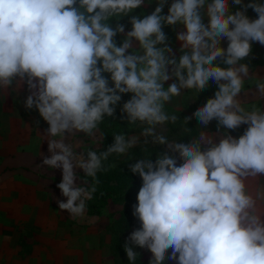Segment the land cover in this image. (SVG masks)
Here are the masks:
<instances>
[{
	"label": "clouds",
	"instance_id": "clouds-1",
	"mask_svg": "<svg viewBox=\"0 0 264 264\" xmlns=\"http://www.w3.org/2000/svg\"><path fill=\"white\" fill-rule=\"evenodd\" d=\"M166 4L157 0L150 14L132 15L125 32L110 19L145 0H0V91L26 85L24 106L48 124L40 134L50 155L41 152L37 167L62 170L57 187L67 199L57 203L72 219L85 216L109 156L127 155L141 141L166 146L155 161L148 156L129 165L142 179L133 206L140 227L124 245L129 264L139 255L136 247L152 254L149 264H264V192L254 196L248 189L250 179L264 176V106H243L249 94L264 101V77L244 63L253 43L264 46V3L172 0L165 15ZM232 5L239 10L233 13ZM249 8L258 18L248 17ZM173 25L184 29L176 36L178 58L163 31ZM210 81L217 85L214 96L184 119H197L198 137L169 140L164 126L178 117L165 105L183 90L207 89ZM246 82L253 87L246 90ZM124 94L131 97L122 117L140 122L142 131L114 135L106 151L76 150L69 138H95ZM213 120L217 133L205 131ZM243 125L242 135L230 134ZM76 169L94 183L81 180Z\"/></svg>",
	"mask_w": 264,
	"mask_h": 264
},
{
	"label": "crops",
	"instance_id": "crops-1",
	"mask_svg": "<svg viewBox=\"0 0 264 264\" xmlns=\"http://www.w3.org/2000/svg\"><path fill=\"white\" fill-rule=\"evenodd\" d=\"M171 2L172 0H167L162 14H167ZM248 2L249 0H244L245 4ZM260 2L264 3V0H260ZM156 6L157 0H150V2L149 0H145L144 7L147 9L148 14L154 11ZM239 8L240 6L232 5L231 11L234 13L239 10ZM246 14L251 19L258 18L257 14L251 8L247 10ZM205 22H207L206 17ZM183 30L182 25H173V51L176 53L177 58L182 53L179 51L180 42L176 39V36L178 32ZM163 31L165 32V26ZM221 46L226 48L227 41H222ZM248 58L262 62V65L256 68H250V73L264 77V46H261L259 43H253L252 53ZM172 82V80L166 82L165 88ZM250 87H253L251 83L246 82L245 89L247 90ZM205 90L209 92L210 98H212L215 91L218 89L217 85L210 81L209 87ZM184 92L185 90H183L182 95ZM182 95L173 97L172 101L167 105L172 106L174 104L175 108L182 110L186 117H188L194 110H191L190 107H183L181 104ZM253 103H257V106H264V101H260L258 97L254 98L250 94L243 99V106L246 108H251ZM190 121L194 124L198 132L202 130L196 118L193 117ZM47 126L48 125L44 124V128H39L37 130L36 137L38 145L35 146V148L34 146H29L30 150L27 151L22 148L21 141H18L17 138L11 140V143L9 141L7 142L6 138L0 140V264H38L37 258L40 260L39 263L47 264L46 256L40 254L38 256L37 254V249L39 248V245L36 244L37 239L45 242L47 241V243L50 244L49 246H45L48 252H51L52 248L61 247L57 244L54 247L51 243L55 241L57 243L62 242L60 239L64 237L65 229L57 226V223L53 220L51 221V223H54L53 226L45 227L40 218L41 209L47 212L55 210L54 207L51 206L52 203L50 204V200L59 197L56 195L57 192H59V188L57 187L59 183H57L56 179L57 174L60 173V169H51L47 168V166L37 167L38 164H42L41 152L45 156L50 155L48 153L47 141H43L41 138V134L48 128ZM243 126L247 127L246 125ZM215 127H217V122L213 120L205 131L217 133L218 131L213 130ZM243 133L233 136L239 137ZM70 139H74V137H70ZM81 139L83 140L82 137ZM42 173L45 174V178L38 177L37 174ZM261 185H264V176H261L259 180L250 179L248 181V189L254 196L258 191L264 192V188H262ZM40 199H43L42 208L40 207ZM259 203L262 206L261 210L264 211V201H260ZM45 216H47V214ZM72 230L80 231L79 240L75 242L74 246L76 253H73L77 255L71 258L66 253H59L57 255V262L60 264H84L82 258L87 250V246L84 245L86 240L81 236V228H73L71 226L67 233ZM58 237H60L59 241H57ZM19 240H23L26 244L31 246L23 247L24 244L22 246ZM63 248L64 247H62V250L64 251ZM96 250L95 253L97 256V247ZM52 256L54 259L56 258V256ZM63 258H68V260H63ZM43 259H45L46 262H44ZM165 264H175V262L166 261Z\"/></svg>",
	"mask_w": 264,
	"mask_h": 264
},
{
	"label": "trees",
	"instance_id": "trees-1",
	"mask_svg": "<svg viewBox=\"0 0 264 264\" xmlns=\"http://www.w3.org/2000/svg\"><path fill=\"white\" fill-rule=\"evenodd\" d=\"M132 15L143 18V16L148 15V12L147 9L142 6L135 9L127 16L113 17L110 20L115 26L117 24H123L126 30H131V24L129 23V20ZM165 33L166 36H168V39L170 38V40L173 41V26H166ZM118 38L119 37L117 35L115 39L119 46L120 41ZM244 63H247L251 69L262 65V62L254 61L249 58H247ZM105 76L110 79V74H105ZM130 97L131 94H124L121 102L116 106L114 116L105 117L104 121L99 125L98 133L101 137V140L99 141V147H86L84 149L85 152H87L89 149L101 152L106 151L107 148L114 142V135L123 133L126 136H130L135 132L137 133L142 131L144 125H141L138 121L130 123L126 116L122 117L120 112L122 104L130 99ZM209 98L210 94L206 90H203L199 93L195 89L185 90L181 98V104L184 107H190L196 110L198 107L203 106ZM24 102L20 111V116L22 118L36 116V124L41 125L44 120L42 117L38 116V111L35 108L31 110L27 109L24 106ZM165 111L169 115H176L178 117L175 123H167L165 125L167 129L166 135L168 136L169 140L175 139L187 141L191 137H198L199 132L194 124L190 120L187 123L184 121L186 115L182 110L165 106ZM1 112L2 108L0 103V115L3 114ZM186 129H190V131H186ZM245 129V126H241L240 128L231 131L230 134L235 135L243 133ZM213 130L218 131L217 127L213 128ZM219 131L223 133L225 130L220 129ZM142 143L141 145L130 149L127 155L120 156L117 154H112L106 161H103V170L99 171L96 177V179L99 181V183L96 184L97 191L94 193L93 199L86 202V211L89 216H100V208H102L107 201H112L113 203L123 205V210L120 213L119 218L114 221L113 225L109 228L112 239L110 251L111 255L114 257V264H129L126 252L124 250L127 237L124 238V236L128 232L140 227L138 219L133 216V206L137 203V195L142 185V179L130 171L129 165L134 164L140 158L148 156H151L150 158L155 161L157 156H162L165 154L163 148H159L158 146L151 143L147 146H144ZM145 148L147 150H145ZM83 179H87L90 183H94L90 177H83ZM19 243L22 246L24 244L23 247L31 246L26 244L23 240H19ZM134 250L139 253L134 264H149L150 259L143 257L141 248L136 247Z\"/></svg>",
	"mask_w": 264,
	"mask_h": 264
},
{
	"label": "rangeland",
	"instance_id": "rangeland-1",
	"mask_svg": "<svg viewBox=\"0 0 264 264\" xmlns=\"http://www.w3.org/2000/svg\"><path fill=\"white\" fill-rule=\"evenodd\" d=\"M109 23L112 27H115V25L111 22V20L109 21ZM127 31L129 30L125 29V32ZM118 37H119L118 38L119 41L121 42L123 40V35L118 34ZM173 43L174 42L170 40V38L168 39L167 36V44L172 49H174ZM13 88H15V85H13ZM28 94L29 92L27 90L26 85L22 86L18 90L9 89L8 92L0 91V103L2 108L1 113H3L2 115H0V140H2V138H6L7 142L8 141L10 142L11 140L17 138L18 141L19 140L21 141V146L25 151L30 150L29 146L31 147L34 146L35 148V146L38 145L36 132L39 128H44V124L48 125L45 121L41 125H37L35 122L36 116H31L28 118H22L20 116V111L21 108L23 107V102L25 101ZM165 106L173 109H177L175 108L174 104L172 106L166 104ZM191 110L194 109L191 108ZM38 116L40 115L38 114ZM139 133L140 132L137 133L135 132L132 135H138ZM166 134L167 133L165 132V135ZM81 137L83 138V140L81 139ZM100 140L101 137L98 132L95 138H88L83 136V134L74 136V139L69 138V142L75 146L76 150L83 152H85L84 149L89 146H92L93 148H98ZM79 141L82 142L78 143ZM142 142L143 141H141V143ZM156 146H158L159 148H163L165 153L167 152V148L165 145L156 144ZM76 171L78 175L81 177V180H83V177H85L83 170L76 169ZM61 173L62 170H60V173L57 174V179H56L57 183L61 182L62 179ZM37 175L40 178L46 177L45 174L43 173ZM85 178H89V177H85ZM79 182L80 181H78V183ZM89 184L91 183L89 182ZM59 192H57L56 194L59 196L58 198L56 199L52 198V200H50V204L52 203L51 206L54 207L55 210L54 211L50 210L49 212H47L41 209L40 218L45 227L53 226L54 223H51V221L53 220L55 223H57V226L65 229V234L63 235L64 237H61V239L60 237L57 238V241H59L60 239L62 240V242L57 243L55 241L54 243H51L52 246L54 247L56 244L61 247L52 248L51 252H48L45 246L46 245L49 246L50 244H48L47 241L45 242L43 240L41 241L37 239L36 244L39 245V248L37 249L38 256L39 254L42 256H46L47 262L45 261V259L43 260L47 264H60L59 262H57V255L61 252L66 253L71 258H74L77 255V254H73L76 251V249H74L75 248L74 246H75V242L79 240L80 231L78 232L72 230L69 233H67L69 228L72 226L73 228H77V227L81 228V232H82L81 236L86 240V243H84V245L87 246V250L86 253H84V257L82 258L84 264H114V257L111 255V251H110V245L112 243V239L109 228L113 225L114 221H116L119 218L120 213L123 210V205L113 203L112 201H107L106 204H104L103 207L100 208L101 209L100 216H89L86 211L85 216L83 218L72 219L66 211H62L58 207L57 200H63L66 202L67 199L66 197L62 196L61 192L60 193ZM42 202L43 199H40L41 208H42ZM46 214L47 216H45ZM131 232L132 231L128 232L124 236V238L128 237V235ZM62 247H64L63 248L64 251L62 250ZM96 247L98 249L97 256L95 253L97 251ZM142 254L144 258L151 259L152 254L148 250L142 249ZM52 255L56 256V258L54 259ZM36 260L38 261V264H43V263H39L40 262L39 258H37ZM63 260L67 261L68 258L65 259L63 258Z\"/></svg>",
	"mask_w": 264,
	"mask_h": 264
}]
</instances>
